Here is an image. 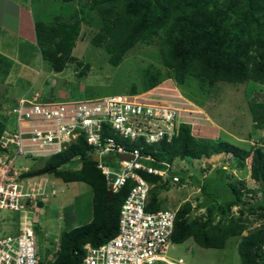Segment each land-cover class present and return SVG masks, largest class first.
Listing matches in <instances>:
<instances>
[{"label": "trees", "instance_id": "1", "mask_svg": "<svg viewBox=\"0 0 264 264\" xmlns=\"http://www.w3.org/2000/svg\"><path fill=\"white\" fill-rule=\"evenodd\" d=\"M51 2L58 11L48 21L35 17V30L41 57L56 72L62 71L68 63L83 64L73 52L83 26L87 25L96 30L91 43L105 49L113 66H119L135 46L158 42L164 68L148 65L142 82H133L130 93L153 89L166 77L190 91L193 86L197 87L203 97L209 95L220 81L245 83L252 80L264 84V0ZM13 64L12 58L0 53L2 78L8 76ZM251 111L256 128L263 127L264 102L260 105L255 103ZM6 123L7 119L0 113V136ZM105 134L114 137L127 149L142 147L143 153L154 158L148 161L149 164L167 169L166 177L141 171L154 184L148 210L164 209L167 204L165 193L172 188L190 189V185L204 188L203 201L194 206L191 200H184L175 209L172 243L192 239L200 247L222 249L230 237L238 236L241 264H264V145L244 148L220 137H198L193 133V126L183 122L171 141L162 140L154 144H147L145 140L132 141L108 128ZM93 151L85 136L81 135L65 151L42 159V167L23 174V177L54 174L65 182H84L92 187V219L63 231L59 249L42 263L81 264L87 243L103 244L118 232L120 211L134 183L128 181L109 200L108 180L93 159ZM220 154H232L241 161L251 158V176L261 185L251 189L242 181L227 182L222 176L218 180L221 179L225 189L221 186V190L213 182L202 185L196 174L174 168L176 161L203 160ZM162 162L168 163L169 167ZM219 172L228 175L223 167ZM175 177L178 180L175 181ZM222 192H229V196L219 201ZM259 192L261 197L246 206L243 197ZM237 206H241L238 216L233 213ZM201 208L205 211L198 213ZM247 213L262 219L263 223L244 234L249 222L245 216Z\"/></svg>", "mask_w": 264, "mask_h": 264}, {"label": "rangeland", "instance_id": "2", "mask_svg": "<svg viewBox=\"0 0 264 264\" xmlns=\"http://www.w3.org/2000/svg\"><path fill=\"white\" fill-rule=\"evenodd\" d=\"M51 1L23 0L24 5L31 7L34 15L44 21H48L58 11ZM18 28L15 5L11 1L0 0V51L15 60L8 76H0V113L10 121L11 126H14L15 120L8 116V111L24 95L40 93L46 101H64L130 93L133 82H142L148 65L163 67L158 42L135 46L127 52L119 66H113L105 49L91 43L95 28L84 25L73 52L83 64L68 63L62 71L56 72L43 61L34 40L31 43L30 39L17 35ZM197 89L194 86L192 91L182 88L172 78L166 77L149 91H154L153 94H158L165 101L171 100L170 105L180 108L185 123L193 126V133L198 137H220L244 148L264 143V126L256 128L251 111L255 103L260 105L264 102V84L252 80L245 83L220 81L206 97ZM102 162L118 170L119 161L113 154L103 156ZM17 163L35 170L43 166L44 160L18 158ZM221 167L228 171L227 176L219 172ZM174 168L196 174L202 185L213 182L221 190L222 182L218 179L222 176L227 182L235 179L242 181L251 189L261 185L251 176V158L241 161L232 154L214 155L203 160L176 161ZM46 178L56 189V194H53L49 188V204L27 212V220L22 219L17 212L0 211V238L17 235L22 223L34 228L38 225L36 237L41 257L50 259L55 247L58 248L63 231L86 224L92 219V188L84 182H65L54 174H47ZM189 188L176 187L167 191L164 208L175 210L184 200H191L194 206L203 201V187L190 185ZM228 196L229 192H222L219 201H224ZM260 197L261 192L245 195L243 200L247 206ZM240 207L233 208L236 216L239 215ZM204 211L205 208H201L198 213ZM245 216H248L249 222L244 234L263 223L262 219H256L254 215L247 213ZM239 242L240 237H230L222 249L203 248L192 239L179 244L171 242L166 255L171 260L182 258L185 264H241Z\"/></svg>", "mask_w": 264, "mask_h": 264}, {"label": "built area", "instance_id": "3", "mask_svg": "<svg viewBox=\"0 0 264 264\" xmlns=\"http://www.w3.org/2000/svg\"><path fill=\"white\" fill-rule=\"evenodd\" d=\"M154 91L112 94L97 98L46 101L40 93L27 94L8 111L15 120L7 121L0 136V211H13L27 220V212L48 202V191L56 194L45 177L23 174L31 169L20 166L17 159H48L68 149L84 135L93 149L97 166L112 181L113 193L128 181L132 186L119 217L117 234L100 245L87 243L81 264H185L183 259L171 260L167 250L175 229L176 211L148 210L154 184L141 171L166 177V168L148 163L154 158L142 147L127 149L114 134L147 144L171 141L180 123H185L180 108L170 105ZM173 102V101H172ZM113 154L119 161L118 170L102 162ZM132 155V159L118 158ZM167 167L168 163L162 162ZM174 180H178L177 177ZM59 248H57L58 250ZM56 250V251H57ZM37 244L35 228L22 223L17 235L0 238V264H45Z\"/></svg>", "mask_w": 264, "mask_h": 264}, {"label": "crops", "instance_id": "4", "mask_svg": "<svg viewBox=\"0 0 264 264\" xmlns=\"http://www.w3.org/2000/svg\"><path fill=\"white\" fill-rule=\"evenodd\" d=\"M8 1H11L15 5L16 10H17V19H18V24H19L17 35L23 38L30 39L31 43H33L32 40H34V42H37L36 30H35V17L36 16L34 15L31 7L24 5L25 2H23V0H8ZM0 53L2 52L0 51ZM4 55H7V54L4 53ZM9 57L13 59V57L11 56Z\"/></svg>", "mask_w": 264, "mask_h": 264}, {"label": "water", "instance_id": "5", "mask_svg": "<svg viewBox=\"0 0 264 264\" xmlns=\"http://www.w3.org/2000/svg\"><path fill=\"white\" fill-rule=\"evenodd\" d=\"M118 158H121V159H132L133 156L129 155V154H118ZM94 160L98 161L99 160V156L94 157ZM109 176L112 178V180H111L110 185H109L108 195H109V200H112L113 196H114V193H113V190H112V181H113V179L115 178L116 175L114 173H111ZM194 213L195 212L192 211V214H194Z\"/></svg>", "mask_w": 264, "mask_h": 264}, {"label": "clouds", "instance_id": "6", "mask_svg": "<svg viewBox=\"0 0 264 264\" xmlns=\"http://www.w3.org/2000/svg\"><path fill=\"white\" fill-rule=\"evenodd\" d=\"M151 90V89H150ZM147 91H149V90H147ZM142 92H144V91H142ZM141 93V92H140ZM135 94H137V93H135ZM260 144V143H259ZM261 145H264V143L262 144L261 143ZM31 169V168H30ZM47 175V174H46ZM46 175H42V176H37V177H45L46 178ZM47 179V178H46ZM49 204V202H47L46 204L44 203V202H42V205H40V203H39V206L38 207H45L46 205H48ZM195 212V211H194ZM172 242V241H171ZM58 248H59V244H58V246H57ZM56 250H57V248L55 249V252H56ZM182 259V258H181ZM184 260V259H183Z\"/></svg>", "mask_w": 264, "mask_h": 264}]
</instances>
